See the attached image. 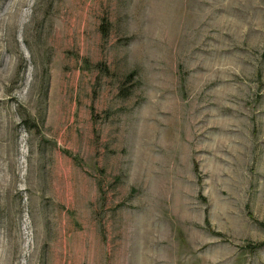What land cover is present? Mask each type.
I'll list each match as a JSON object with an SVG mask.
<instances>
[{
	"label": "rangeland",
	"instance_id": "obj_1",
	"mask_svg": "<svg viewBox=\"0 0 264 264\" xmlns=\"http://www.w3.org/2000/svg\"><path fill=\"white\" fill-rule=\"evenodd\" d=\"M264 0H0V264H264Z\"/></svg>",
	"mask_w": 264,
	"mask_h": 264
},
{
	"label": "trees",
	"instance_id": "obj_2",
	"mask_svg": "<svg viewBox=\"0 0 264 264\" xmlns=\"http://www.w3.org/2000/svg\"><path fill=\"white\" fill-rule=\"evenodd\" d=\"M262 245L264 246V243L259 244V246H262Z\"/></svg>",
	"mask_w": 264,
	"mask_h": 264
}]
</instances>
